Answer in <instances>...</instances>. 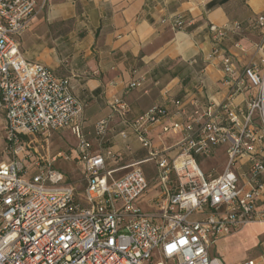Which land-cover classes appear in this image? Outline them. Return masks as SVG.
Listing matches in <instances>:
<instances>
[{
    "label": "built area",
    "instance_id": "2783aa9c",
    "mask_svg": "<svg viewBox=\"0 0 264 264\" xmlns=\"http://www.w3.org/2000/svg\"><path fill=\"white\" fill-rule=\"evenodd\" d=\"M38 9V0H0V112L10 154L0 162V264H225L213 254L217 242L249 225L264 226V207L258 206L264 154L253 123L258 116L264 126V70L253 64L245 70L246 79H231V92L222 103L193 101L190 112L181 100L174 112L156 105L130 123L129 102L111 98V114L96 124L97 137L103 141L111 119L119 116L147 149L145 159L115 177L107 160L118 155L110 148L92 151L82 132L85 103L73 92L69 77L21 51L20 39ZM171 22L176 30L190 24L183 16H173ZM258 23L264 26V15ZM240 28L210 25L216 41ZM223 62L232 75L229 57ZM143 80L131 81L128 88L141 87ZM247 80L258 90L243 110L234 96L247 90ZM180 115L185 121L177 119ZM156 125L164 136L185 134L176 153L154 145L150 131ZM59 130H71L77 138L86 181L82 192L54 164L69 155L35 150L34 144ZM221 146L227 153L223 172L206 174L197 157L210 156ZM244 157L252 184L248 190L236 170ZM148 161L156 168L154 184L142 167ZM152 185L158 192L155 210L145 211L140 201Z\"/></svg>",
    "mask_w": 264,
    "mask_h": 264
},
{
    "label": "crops",
    "instance_id": "0c3cea01",
    "mask_svg": "<svg viewBox=\"0 0 264 264\" xmlns=\"http://www.w3.org/2000/svg\"><path fill=\"white\" fill-rule=\"evenodd\" d=\"M38 3L32 25L20 39L21 51L27 59L69 77L73 92L85 103L82 132L91 142L92 151L99 153L110 148L118 155L117 160H107V169L114 170L115 177L122 176L127 165L145 159L147 149L138 141L134 129L119 116L111 119L104 141L97 137L96 124L111 114V98L118 96L129 102L130 123L156 105L174 112L179 108L175 102L181 100L190 112L193 101L222 103L231 92V79H246L245 70L253 64L264 70V48H260L264 26L258 23V18L264 15V0H38ZM173 16H183L190 24L176 30L171 22ZM211 24H239L241 28L216 41ZM224 56L230 59L232 75L224 70ZM135 79H144L143 85L128 88ZM247 84V90L234 96L243 110L258 90L249 80ZM177 119L185 121L186 117L180 115ZM253 123L262 136L258 148L264 154V126L258 116ZM4 124L0 112V162L10 157ZM184 135L164 136L160 125L150 131L154 145L170 154L176 153V145ZM60 140L50 135L41 139L39 145L45 142L50 146L51 141H58L64 144L61 152L67 153L71 144V157L77 158V138ZM77 162L80 163L78 159ZM236 170L240 185L250 189L246 157L240 159ZM260 181L264 183V173ZM157 194L153 187L141 199L145 211L155 210ZM258 206L264 207V192ZM262 235L260 252L251 258L257 264H264V231Z\"/></svg>",
    "mask_w": 264,
    "mask_h": 264
},
{
    "label": "rangeland",
    "instance_id": "374dc122",
    "mask_svg": "<svg viewBox=\"0 0 264 264\" xmlns=\"http://www.w3.org/2000/svg\"><path fill=\"white\" fill-rule=\"evenodd\" d=\"M3 118L4 115L2 114ZM52 138L68 140L75 139V135L71 130H59L51 133ZM60 140V141H62ZM102 141V140H101ZM104 141V140H103ZM37 154L40 155H53L58 151L63 150L64 144L54 141L50 143V146H47L45 142L41 145L34 144ZM72 145L68 146L66 155L71 157ZM175 150V149H174ZM175 152V151H174ZM173 152V154H174ZM147 155V151L144 152ZM2 155V154H1ZM4 155V154H3ZM78 158L65 159L60 157L54 163L55 166L64 172L67 176V181L77 186L80 192L86 186V181L82 171V164L77 162ZM198 161L201 164L203 171L206 174L212 173L213 175H218L223 172L226 163H227V153L226 147H218L210 156H198ZM147 177L153 182V178L156 176V168H154V163L148 161L142 164ZM128 170V169H127ZM127 170H124L121 174L125 173ZM154 185L151 186V189ZM264 231V226L253 224L246 227L242 232L237 235H232L227 237L226 240H220L216 243L213 248V254L219 256L225 264H235L242 262L248 259H251L252 256L257 255L260 252L259 241L263 236L262 232Z\"/></svg>",
    "mask_w": 264,
    "mask_h": 264
}]
</instances>
